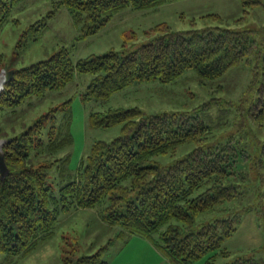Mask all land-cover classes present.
I'll use <instances>...</instances> for the list:
<instances>
[{
    "label": "trees",
    "instance_id": "trees-1",
    "mask_svg": "<svg viewBox=\"0 0 264 264\" xmlns=\"http://www.w3.org/2000/svg\"><path fill=\"white\" fill-rule=\"evenodd\" d=\"M20 1L0 0V23ZM170 1L60 0L56 6L70 11L82 24L81 37H85L127 7L150 8ZM241 3L248 12L247 7L262 1ZM165 30L132 50L111 49L75 62L69 49L62 47L46 59L14 69V76L0 91V112L16 108L31 95L64 88L78 73L94 75L84 100L106 99L136 82H175L188 69H194L199 81L208 84L253 55L264 57V25L255 30ZM239 99L242 125L245 120L264 121V82L258 84L255 78ZM70 103L71 99L65 103L67 132L56 123L59 105L4 144L9 171L4 177L0 172V252L24 254L51 238L60 211L100 207L105 221L155 242L171 264H190L206 256L212 264L223 241L237 231L243 219L241 212L227 213L226 205L240 194L229 181L242 153L232 140L206 146L203 140L211 128L199 111L233 102L213 97L199 110L158 114L146 113L138 106L91 112V126L121 124V134L111 140H95L81 167L67 174L69 180L56 194L49 174L58 161L67 167L69 157L57 154L71 145ZM0 138L8 136L0 131ZM188 143L197 146L169 165L152 158L174 155ZM212 212L224 216L197 224L200 215ZM62 264L108 262L102 248L90 255H66ZM229 264H264V259L243 254Z\"/></svg>",
    "mask_w": 264,
    "mask_h": 264
},
{
    "label": "rangeland",
    "instance_id": "rangeland-1",
    "mask_svg": "<svg viewBox=\"0 0 264 264\" xmlns=\"http://www.w3.org/2000/svg\"><path fill=\"white\" fill-rule=\"evenodd\" d=\"M58 1L21 0L0 23V75L5 74V67L14 70L29 66L62 47L69 49L75 62L111 49L132 50L164 33L165 27L173 31L255 30L264 25V0H261L262 4L247 7L248 12L244 11L241 0H173L150 8L127 7L114 14L96 33L81 37L82 24L65 6H56ZM93 76L78 73L64 88L49 89L42 96L31 95L16 108L1 111L0 131L12 138L41 114L60 105L56 123L67 132L65 103L71 99V145L57 154L58 157H69L67 167L63 168L58 161L49 174V181L58 194L62 184L69 180L67 174L78 171L95 140H111L121 134V124L91 126V112L138 106L146 113L158 114L199 110L213 97L231 101L233 104H216L199 111L200 118L211 128L208 138L203 140L206 146L232 140L242 154L248 155L241 154L229 181L238 187L240 194L226 204L227 213L241 212L243 219L237 231L223 241L212 264H229L243 254L264 259V121L245 120L242 125L238 108L241 105L239 98L251 81L256 78L258 84L264 82V57L253 55L208 84L199 81L194 69H188L175 82H136L109 98L84 100L83 94ZM244 105L247 107L248 103ZM225 108L229 110L222 115ZM51 123L49 120L48 126ZM196 146L197 143L184 144L174 155L159 154L152 158L169 165ZM213 216L224 215L202 214L197 224L208 222ZM102 248L108 264H171L155 242L105 221L100 207L60 211L51 238L24 254L0 252V264H62L66 255H90ZM223 250L227 254H221ZM190 264L209 263L206 256Z\"/></svg>",
    "mask_w": 264,
    "mask_h": 264
},
{
    "label": "water",
    "instance_id": "water-1",
    "mask_svg": "<svg viewBox=\"0 0 264 264\" xmlns=\"http://www.w3.org/2000/svg\"><path fill=\"white\" fill-rule=\"evenodd\" d=\"M4 71L6 72H5L4 79L2 80V83L0 86V91L3 90L5 84L14 76V72H15V70H11V69L8 70L7 67L4 68ZM10 140L11 138L0 140L2 142L0 145V172H1L2 177H4L9 171L8 166L6 164L5 153H4L3 147H4V144L9 142Z\"/></svg>",
    "mask_w": 264,
    "mask_h": 264
},
{
    "label": "bare ground",
    "instance_id": "bare-ground-1",
    "mask_svg": "<svg viewBox=\"0 0 264 264\" xmlns=\"http://www.w3.org/2000/svg\"><path fill=\"white\" fill-rule=\"evenodd\" d=\"M4 76H5V74H1V75H0V83H2V80L4 79ZM1 143H2V142L0 141V145H1Z\"/></svg>",
    "mask_w": 264,
    "mask_h": 264
}]
</instances>
